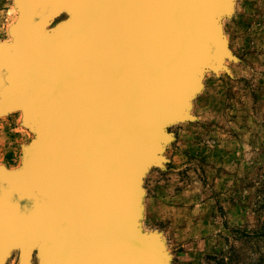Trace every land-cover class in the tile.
I'll return each instance as SVG.
<instances>
[{
    "label": "water",
    "instance_id": "95a60500",
    "mask_svg": "<svg viewBox=\"0 0 264 264\" xmlns=\"http://www.w3.org/2000/svg\"><path fill=\"white\" fill-rule=\"evenodd\" d=\"M38 1L35 15L41 22L60 9L57 0ZM73 2L90 12H77L80 24L66 28L39 56L0 72V105L34 106L44 126L36 164L4 180L10 185L1 184L16 193L7 198L6 208L12 219L24 217V223L0 239V248L19 238L18 232L47 229L51 232L38 241L43 263L68 264L75 245L83 243L105 245L109 264H124L123 248L142 264H156L153 252L163 264L153 244L137 246L128 239L139 203L137 192L129 212L132 182L144 166L158 163L154 145L162 123L176 113L184 92L195 93L198 72L213 61L211 26L205 28L204 18L212 16L218 0ZM63 5L60 10L71 6L68 1ZM230 8L231 3L225 13ZM198 64L202 67L191 84ZM39 89L49 91L48 104H26L18 97ZM186 112L187 105L174 122ZM164 135L163 142L166 129ZM75 199L90 202L92 211ZM79 207L94 219L91 224ZM62 229L66 233L59 236ZM133 236L147 240L136 232Z\"/></svg>",
    "mask_w": 264,
    "mask_h": 264
},
{
    "label": "rangeland",
    "instance_id": "374dc122",
    "mask_svg": "<svg viewBox=\"0 0 264 264\" xmlns=\"http://www.w3.org/2000/svg\"><path fill=\"white\" fill-rule=\"evenodd\" d=\"M228 2L209 21L214 58L196 76L185 118L166 126L158 163L136 185L132 231L163 264H264V0H224L221 13ZM70 5L41 22L38 0H0V72L80 24L86 13ZM12 106L0 105V239L24 223L6 208L16 193L4 180L32 169L44 137L34 106ZM50 232H18L0 264H47L38 241Z\"/></svg>",
    "mask_w": 264,
    "mask_h": 264
},
{
    "label": "bare ground",
    "instance_id": "6f19581e",
    "mask_svg": "<svg viewBox=\"0 0 264 264\" xmlns=\"http://www.w3.org/2000/svg\"><path fill=\"white\" fill-rule=\"evenodd\" d=\"M54 0H50V2H52ZM62 1H68L69 4L71 3L72 5H74V2L73 0H62ZM61 1V2H62ZM60 2V1H59ZM227 2V1H226ZM66 3V2H65ZM229 3V2H228ZM229 5V4H228ZM223 7H224V0H218V6L216 7V10L213 12L212 16L208 17V18H204V26L205 28L207 27L208 28V24H209V21L211 20V18H216L218 15L220 14H223L221 13L223 11ZM229 7V6H228ZM82 11H84L86 14H89L87 13L88 11L85 10V9H81ZM227 11V10H226ZM225 13V12H224ZM79 16V15H78ZM219 17V16H218ZM214 33V32H213ZM206 40L208 41V32H207V29H206ZM47 50V49H46ZM41 54V53H40ZM213 64V63H212ZM202 67V65L198 64L193 70H192V73L190 74L189 76V79H190V83L192 84L193 83V78L194 76L196 75V73L198 72V70H200ZM188 91V92H187ZM186 92H184V94H182V96H180L179 98V103H178V107H177V110H176V113L171 117V118H168L166 119L165 122L162 123V128H163V131H162V134L161 136L156 140L155 142V145H154V155L156 153V155L159 153V147L161 145V143L163 142V139L165 137L164 135V132H165V129H166V126L173 122L174 120L178 119L180 117V114L182 113L183 109L184 108V105H185V102L186 100H189L187 99L188 96L191 94V89L190 90H187ZM37 93H32V92H27V93H24V94H20L18 97L20 100L24 99V98H29V97H35V96H41L42 99L44 101H47V104L49 102V91L48 90H45V89H39L38 91H36ZM35 95V96H34ZM25 101V100H24ZM26 103V102H25ZM188 104V102H187ZM49 107V105H48ZM46 138V137H45ZM44 146V141L42 143V147ZM43 158V156H41ZM44 159V158H43ZM99 164V163H98ZM154 163L150 162L148 165L144 166V168L140 171V173L136 176V178L133 180L132 182V185H133V194L131 196V201H130V205L128 207V210L129 212L131 211V209L133 208L134 206V200H135V197H136V185L138 184V182L140 181V179L142 178V176L146 173V171L153 165ZM72 179H75V176L74 177H71ZM73 199V198H72ZM74 201H77L79 202L80 200L78 199H75ZM79 203H82L81 205L84 206L83 208L85 209H90V207H93L90 205V202H87V201H80ZM83 212H81L80 210V214H84L83 216L86 217L85 219H87L86 223H88V221L92 222V220L94 219H89L90 217V214L89 212L83 210L81 207H79ZM92 211V210H91ZM96 211V210H95ZM95 211L93 213H95ZM117 224H122L121 222L117 223ZM116 224V225H117ZM130 233H129V236H128V239L130 238V240H132L134 242V244H136L137 246H143L144 244L138 242L137 240H135V238L133 239V236H132V233H133V229H132V225L130 224ZM123 229V226L119 227V230L121 231ZM123 234L121 235L120 237V240L122 242H124V237H122ZM119 241V239H118ZM142 241V239H141ZM145 242V240H144ZM124 245V244H123ZM125 246V245H124ZM126 247V246H125ZM156 247V246H155ZM160 250V249H159ZM123 252V255H125L126 259L124 261V264H129V261H135L137 262V264H142V259L138 256H133L130 252H126V248H123L122 249ZM128 253V255H127ZM106 254V246L105 245H102L100 247H88L87 244H83V243H77L75 245V250H74V253L71 257V259L68 261V264H109L111 263V260H108V259H105L104 258V255ZM153 256H154V259L156 260V264H158V261H157V257L155 255V253L153 252ZM54 259V256L52 257L51 261H53ZM58 260V258L56 259ZM56 263V262H55ZM53 263V264H55ZM52 264V263H50Z\"/></svg>",
    "mask_w": 264,
    "mask_h": 264
},
{
    "label": "crops",
    "instance_id": "0c3cea01",
    "mask_svg": "<svg viewBox=\"0 0 264 264\" xmlns=\"http://www.w3.org/2000/svg\"><path fill=\"white\" fill-rule=\"evenodd\" d=\"M24 99H27V98H24ZM23 100V99H22Z\"/></svg>",
    "mask_w": 264,
    "mask_h": 264
}]
</instances>
